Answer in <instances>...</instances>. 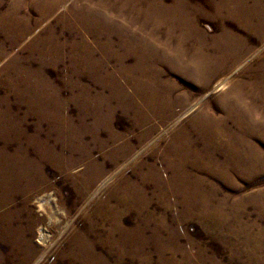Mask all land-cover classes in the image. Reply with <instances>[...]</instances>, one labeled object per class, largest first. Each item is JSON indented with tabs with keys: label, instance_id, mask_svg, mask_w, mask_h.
Listing matches in <instances>:
<instances>
[{
	"label": "rangeland",
	"instance_id": "1",
	"mask_svg": "<svg viewBox=\"0 0 264 264\" xmlns=\"http://www.w3.org/2000/svg\"><path fill=\"white\" fill-rule=\"evenodd\" d=\"M0 264H264V0H0Z\"/></svg>",
	"mask_w": 264,
	"mask_h": 264
},
{
	"label": "bare ground",
	"instance_id": "2",
	"mask_svg": "<svg viewBox=\"0 0 264 264\" xmlns=\"http://www.w3.org/2000/svg\"><path fill=\"white\" fill-rule=\"evenodd\" d=\"M257 11H258V10H257ZM256 13H257V12H256ZM254 14H255V13H254ZM260 77H261V76H260ZM154 94L157 95V94H159V93H155V92H154ZM230 112H231V111H230ZM232 112H233V111H232ZM201 116H202V114H200V115L197 117V119L199 120ZM199 125H200V124H199ZM230 137H231V136H230ZM230 139H231V138H230ZM226 144H227V143H226ZM228 147H229V146H228ZM231 148H232V147H231ZM234 150H235V148H234ZM251 155H252V154H251ZM252 161H253V160H252ZM252 161H251V162H252ZM254 161H255V160H254ZM254 161H253V162H254Z\"/></svg>",
	"mask_w": 264,
	"mask_h": 264
}]
</instances>
